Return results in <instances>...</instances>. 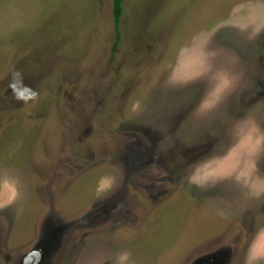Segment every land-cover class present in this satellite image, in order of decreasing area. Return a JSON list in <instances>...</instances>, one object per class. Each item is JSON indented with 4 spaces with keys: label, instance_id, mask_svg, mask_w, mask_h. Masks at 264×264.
<instances>
[{
    "label": "rangeland",
    "instance_id": "rangeland-1",
    "mask_svg": "<svg viewBox=\"0 0 264 264\" xmlns=\"http://www.w3.org/2000/svg\"><path fill=\"white\" fill-rule=\"evenodd\" d=\"M0 0V264H264V0Z\"/></svg>",
    "mask_w": 264,
    "mask_h": 264
},
{
    "label": "trees",
    "instance_id": "trees-1",
    "mask_svg": "<svg viewBox=\"0 0 264 264\" xmlns=\"http://www.w3.org/2000/svg\"><path fill=\"white\" fill-rule=\"evenodd\" d=\"M122 13V0H113V19L115 25V33L117 34L116 42L120 39L119 21Z\"/></svg>",
    "mask_w": 264,
    "mask_h": 264
}]
</instances>
